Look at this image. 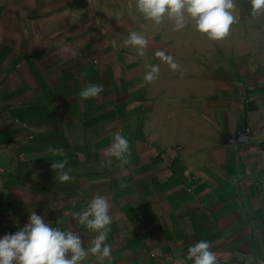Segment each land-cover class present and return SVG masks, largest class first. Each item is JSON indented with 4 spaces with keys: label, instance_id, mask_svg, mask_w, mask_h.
Listing matches in <instances>:
<instances>
[{
    "label": "crops",
    "instance_id": "0c3cea01",
    "mask_svg": "<svg viewBox=\"0 0 264 264\" xmlns=\"http://www.w3.org/2000/svg\"><path fill=\"white\" fill-rule=\"evenodd\" d=\"M235 3L239 22L211 41L191 24L155 27L135 0H0V238L34 211L90 247L97 233L72 213L99 194L111 204V264H193L200 240L220 264H261L264 15ZM131 31L149 41L143 57L123 46ZM146 65L160 67L152 83ZM88 84L104 91L81 101ZM116 132L131 166H104ZM65 158L75 179L61 183L51 164Z\"/></svg>",
    "mask_w": 264,
    "mask_h": 264
},
{
    "label": "clouds",
    "instance_id": "9594fccd",
    "mask_svg": "<svg viewBox=\"0 0 264 264\" xmlns=\"http://www.w3.org/2000/svg\"><path fill=\"white\" fill-rule=\"evenodd\" d=\"M251 5L250 15L258 18L264 15V0H248ZM131 8L132 5L129 4ZM135 8L145 21H151L159 27L166 21L173 25V31H182L191 24L195 31L211 41H221L230 34L231 27L238 23L237 5L235 0H135ZM148 39L144 34L131 31L123 39V46L132 47L140 57L145 55ZM113 46L116 41L112 42ZM61 50L67 47L61 45ZM155 56L166 63L172 71L179 65L171 55L164 51H156ZM143 79L152 83L159 78V65H146ZM104 91L102 84H88L79 93L81 101L96 98ZM52 156L65 155L63 149L49 146ZM108 157L104 166L111 167L114 157L120 166H131L130 143L120 132L113 136V143L104 152ZM68 160L62 159L51 164L56 178L61 183L75 179L72 169L67 168ZM111 204L105 195H95L86 209L73 212L72 217L79 225L97 233L90 247L83 245L78 232L71 229L61 230L37 215L30 213L29 222L14 234H6L0 238V264H83L91 254L97 258L98 264H104L108 259L110 264L114 259L111 246L106 243L111 231ZM56 223H60L59 220ZM187 259L193 264H220L218 253L211 250V243L200 240L189 246ZM175 264H180L179 261ZM264 264V261H261Z\"/></svg>",
    "mask_w": 264,
    "mask_h": 264
}]
</instances>
